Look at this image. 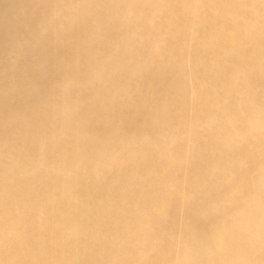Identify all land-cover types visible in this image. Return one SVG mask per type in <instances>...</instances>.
<instances>
[{"label": "bare ground", "instance_id": "6f19581e", "mask_svg": "<svg viewBox=\"0 0 264 264\" xmlns=\"http://www.w3.org/2000/svg\"><path fill=\"white\" fill-rule=\"evenodd\" d=\"M0 264H264V0H0Z\"/></svg>", "mask_w": 264, "mask_h": 264}]
</instances>
